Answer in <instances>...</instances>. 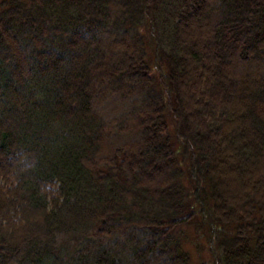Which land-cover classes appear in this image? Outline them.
<instances>
[{"label": "trees", "instance_id": "1", "mask_svg": "<svg viewBox=\"0 0 264 264\" xmlns=\"http://www.w3.org/2000/svg\"><path fill=\"white\" fill-rule=\"evenodd\" d=\"M0 264H264V0H1Z\"/></svg>", "mask_w": 264, "mask_h": 264}, {"label": "rangeland", "instance_id": "2", "mask_svg": "<svg viewBox=\"0 0 264 264\" xmlns=\"http://www.w3.org/2000/svg\"><path fill=\"white\" fill-rule=\"evenodd\" d=\"M0 2H1V0H0ZM230 120H231V119H230ZM204 243H205V242H204L202 239L199 240V244H201V246H204ZM188 247H189V246H188ZM191 252H192V254L194 255V257H195L197 263L202 262L203 260L207 259L208 256H209L208 251H207L206 248H204L202 252H201V251L198 252V250H197V252H196L194 246H192V247H191Z\"/></svg>", "mask_w": 264, "mask_h": 264}]
</instances>
